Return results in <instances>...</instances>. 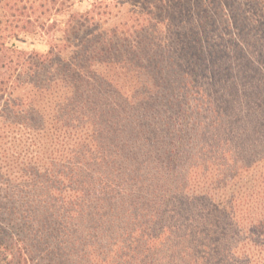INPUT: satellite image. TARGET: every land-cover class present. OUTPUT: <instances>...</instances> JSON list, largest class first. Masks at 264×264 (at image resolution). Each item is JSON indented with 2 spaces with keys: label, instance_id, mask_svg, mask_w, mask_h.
I'll use <instances>...</instances> for the list:
<instances>
[{
  "label": "trees",
  "instance_id": "16d2710c",
  "mask_svg": "<svg viewBox=\"0 0 264 264\" xmlns=\"http://www.w3.org/2000/svg\"><path fill=\"white\" fill-rule=\"evenodd\" d=\"M0 193L42 264H264V0H0Z\"/></svg>",
  "mask_w": 264,
  "mask_h": 264
},
{
  "label": "rangeland",
  "instance_id": "374dc122",
  "mask_svg": "<svg viewBox=\"0 0 264 264\" xmlns=\"http://www.w3.org/2000/svg\"><path fill=\"white\" fill-rule=\"evenodd\" d=\"M84 9H87V4L78 2L73 8L74 11ZM17 44L22 48H32V45L28 43L17 42ZM17 198H4L0 193V229L2 231L0 232V240L3 243L0 248V264H9L8 260H11L12 253L15 252L16 254L22 248L24 251L26 250L32 264H42V255L37 249L38 240L35 236H30L23 231L24 228L26 230L25 219L22 218L23 209L20 207ZM12 207L14 211L11 209Z\"/></svg>",
  "mask_w": 264,
  "mask_h": 264
}]
</instances>
